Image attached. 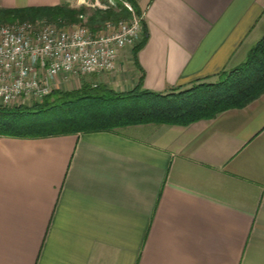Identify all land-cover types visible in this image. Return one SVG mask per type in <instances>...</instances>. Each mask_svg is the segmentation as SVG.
<instances>
[{"label":"crops","instance_id":"obj_1","mask_svg":"<svg viewBox=\"0 0 264 264\" xmlns=\"http://www.w3.org/2000/svg\"><path fill=\"white\" fill-rule=\"evenodd\" d=\"M131 1L147 42L84 83L217 82L264 37V0ZM0 264H264V92L188 125L0 135Z\"/></svg>","mask_w":264,"mask_h":264},{"label":"trees","instance_id":"obj_2","mask_svg":"<svg viewBox=\"0 0 264 264\" xmlns=\"http://www.w3.org/2000/svg\"><path fill=\"white\" fill-rule=\"evenodd\" d=\"M133 5L136 13L141 15L138 7ZM86 11L84 6L75 9L65 4L0 8V21L15 18L21 19L16 22L49 20L56 25H71L81 23V16H85ZM130 16L131 12L119 5V8L94 10L86 24L97 33L109 20L116 22ZM143 29V39L134 47L135 55L148 39L144 21ZM263 92L264 37L250 50L246 62L225 72L217 82H202L184 89L176 87L168 92L143 88L142 81L125 92H116L105 84L92 86L85 83L71 91L56 89L32 107L0 105V135L43 137L113 131L148 123L188 125L213 118L230 108L244 107Z\"/></svg>","mask_w":264,"mask_h":264},{"label":"built area","instance_id":"obj_3","mask_svg":"<svg viewBox=\"0 0 264 264\" xmlns=\"http://www.w3.org/2000/svg\"><path fill=\"white\" fill-rule=\"evenodd\" d=\"M88 5L101 10L121 5L132 17L107 22L97 33L84 15L81 23L63 27L43 21L0 25V105L30 104L62 82L114 71L121 48L143 39V15L129 0H94Z\"/></svg>","mask_w":264,"mask_h":264},{"label":"rangeland","instance_id":"obj_4","mask_svg":"<svg viewBox=\"0 0 264 264\" xmlns=\"http://www.w3.org/2000/svg\"><path fill=\"white\" fill-rule=\"evenodd\" d=\"M82 1H84V0H82ZM87 1V3L89 4H91L92 2H94V0H86ZM80 2H81V0H67L66 1V3H65V5H68L70 8H75V9H79V8H81V7H83L84 6V8H87V11H86V15H85V17H86V21L88 20V17H89V15L90 14H92L93 12H94V10H99L98 8H93V7H91V6H89L88 4H80ZM82 3V2H81ZM101 10V9H100ZM132 16H130V17H123V18H121V19H126V20H128V19H130ZM82 19V18H81ZM35 20H38V19H35ZM16 21H21V19H11V20H6V21H0V24H7V23H16ZM25 21H30L29 19H27V20H23L22 22H25ZM111 21H113L114 22V20H109L108 22H111ZM43 22H50L49 20H43ZM51 23V22H50ZM56 24V23H55ZM58 26H61V27H63V26H67L68 24H63V25H59V24H57ZM106 26V25H105ZM104 29V27L101 29V30H103ZM144 35V34H143ZM131 45H133V44H131ZM133 47H135V46H133ZM122 49V48H121ZM85 77V76H84ZM84 77H82V78H80V79H76V80H74V82H69V81H67V82H62V84L60 85V87H55V88H53V89H51V91H50V93L52 92V91H54V90H56V89H61V90H65V91H71V90H73V89H77V88H81V87H83V85L85 84L83 81H84ZM92 86H96V85H98V84H91ZM62 86H64V88L62 87ZM49 93V94H50ZM48 94V95H49ZM42 98L41 99H39V100H36V101H33L32 103H31V101H30V104H25L26 106H28V107H32V106H34V104L36 103V102H38V103H40V102H42ZM125 127H127V126H125ZM121 128H124V127H121Z\"/></svg>","mask_w":264,"mask_h":264}]
</instances>
